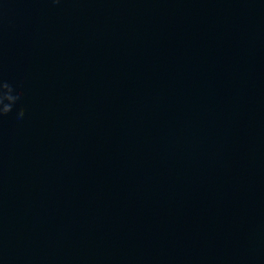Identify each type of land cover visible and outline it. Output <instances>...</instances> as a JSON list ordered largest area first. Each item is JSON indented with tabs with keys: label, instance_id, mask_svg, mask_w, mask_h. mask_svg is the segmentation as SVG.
Wrapping results in <instances>:
<instances>
[{
	"label": "water",
	"instance_id": "obj_1",
	"mask_svg": "<svg viewBox=\"0 0 264 264\" xmlns=\"http://www.w3.org/2000/svg\"><path fill=\"white\" fill-rule=\"evenodd\" d=\"M0 80V264H264V0H0Z\"/></svg>",
	"mask_w": 264,
	"mask_h": 264
},
{
	"label": "clouds",
	"instance_id": "obj_2",
	"mask_svg": "<svg viewBox=\"0 0 264 264\" xmlns=\"http://www.w3.org/2000/svg\"><path fill=\"white\" fill-rule=\"evenodd\" d=\"M22 92L14 84L0 80V118L12 111ZM24 109L19 110V117L24 116Z\"/></svg>",
	"mask_w": 264,
	"mask_h": 264
}]
</instances>
